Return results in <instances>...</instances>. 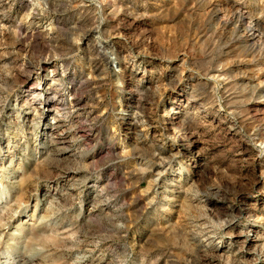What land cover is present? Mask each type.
I'll use <instances>...</instances> for the list:
<instances>
[{
	"label": "rangeland",
	"instance_id": "obj_1",
	"mask_svg": "<svg viewBox=\"0 0 264 264\" xmlns=\"http://www.w3.org/2000/svg\"><path fill=\"white\" fill-rule=\"evenodd\" d=\"M0 264H264V0H0Z\"/></svg>",
	"mask_w": 264,
	"mask_h": 264
},
{
	"label": "bare ground",
	"instance_id": "obj_2",
	"mask_svg": "<svg viewBox=\"0 0 264 264\" xmlns=\"http://www.w3.org/2000/svg\"><path fill=\"white\" fill-rule=\"evenodd\" d=\"M90 2V1H89ZM99 10V9H98ZM240 18H241V16H237V21H240ZM248 34V33H247ZM60 84L59 83H57L55 80L54 81H52L51 82V84H50V91L53 93V94H57L58 93V91H59V88H58V86H59ZM55 108H57V106L55 107ZM52 123L54 124L53 126L55 127V128H57L58 127V125L57 124H59V120H55V118H53V121H52ZM235 123V122H234ZM59 130V129H58ZM63 134V133H62ZM58 135H61V133H59ZM60 138H61V136H60ZM63 140V139H62ZM211 234V233H210ZM206 246V245H205ZM211 246L210 247H205V249H204V251H209V252H211ZM200 252H202V251H200ZM208 252V253H209ZM212 254H213V252H211ZM209 255V254H208Z\"/></svg>",
	"mask_w": 264,
	"mask_h": 264
}]
</instances>
